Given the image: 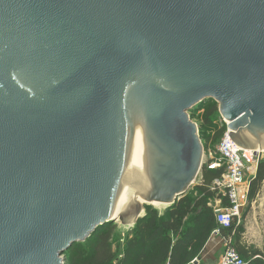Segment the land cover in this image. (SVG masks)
I'll return each instance as SVG.
<instances>
[{
  "label": "water",
  "instance_id": "obj_1",
  "mask_svg": "<svg viewBox=\"0 0 264 264\" xmlns=\"http://www.w3.org/2000/svg\"><path fill=\"white\" fill-rule=\"evenodd\" d=\"M210 100L264 147V0H0V264L181 200Z\"/></svg>",
  "mask_w": 264,
  "mask_h": 264
},
{
  "label": "trees",
  "instance_id": "obj_2",
  "mask_svg": "<svg viewBox=\"0 0 264 264\" xmlns=\"http://www.w3.org/2000/svg\"><path fill=\"white\" fill-rule=\"evenodd\" d=\"M201 110L204 112L199 133L204 142V130L214 131L222 118L219 104L214 100L200 105L191 114L194 115ZM223 132L224 134L226 132L225 126L217 134ZM207 146L205 145V149L208 150ZM223 173L224 169L213 171L204 166L201 174L202 183L196 187L198 196L193 198L185 195L169 207L164 216H160L158 210L152 206L147 207L145 217L135 225L125 239L122 251L118 252L115 249L114 228L103 227L86 242L73 246L68 252L71 255L68 264H189L200 257L214 230L218 228L213 209L208 206V200L215 197L210 187ZM263 184L264 159L258 165L256 178L251 181L250 203L258 199ZM234 229L235 226L222 229V236L231 237ZM241 229L238 227L234 236L237 251L250 264H264V250L244 243Z\"/></svg>",
  "mask_w": 264,
  "mask_h": 264
},
{
  "label": "built area",
  "instance_id": "obj_3",
  "mask_svg": "<svg viewBox=\"0 0 264 264\" xmlns=\"http://www.w3.org/2000/svg\"><path fill=\"white\" fill-rule=\"evenodd\" d=\"M221 118L226 132L217 149L214 152H209L205 165L213 171L224 169V173L210 187L215 193V197L208 200V206L213 209L218 223V228L213 232L214 236H222V229H230L234 226L235 229L231 237L222 236L226 248L215 264H250L237 251L234 236L237 228L242 225V213L249 203L251 181L257 176L258 165L262 157L259 153L249 155L245 148L234 143L229 135L231 132L230 123L222 116ZM194 185L196 186L195 183L192 186ZM197 261L200 264L201 261L198 259L189 264H195Z\"/></svg>",
  "mask_w": 264,
  "mask_h": 264
},
{
  "label": "rangeland",
  "instance_id": "obj_4",
  "mask_svg": "<svg viewBox=\"0 0 264 264\" xmlns=\"http://www.w3.org/2000/svg\"><path fill=\"white\" fill-rule=\"evenodd\" d=\"M203 112L204 111L201 110V111L195 113L194 115H192L191 113L189 114L191 120L195 124H197L199 127L202 125ZM222 129H223L222 123L218 122V124L216 125V129L214 131L206 130V129L204 130V133H205L204 134V142L202 141V145L204 147L202 162H203L204 166H206L205 162H207V160H208L209 152L210 151L214 152L217 149L218 145L220 144V142L224 136L223 135L224 132L221 134H217V132L221 131ZM205 145H208L207 146L208 150L205 149L206 148ZM260 155H261L262 160H263L264 154H260ZM201 174H202V171L200 172L197 180L195 181L196 186L195 185L192 186L190 188V190L188 191L187 195H189V197L196 198L198 196L199 193H198L196 187L198 184L200 185L202 183ZM263 197H264V184L262 187V192H261L260 196L258 197L257 201L253 202V203L249 202L248 205L244 208V211L242 213V218H243L242 225L239 227V228H242L240 230L242 241L244 243L250 245L251 247L258 248L261 250H264V200H263ZM166 212L167 211H165L163 214L165 215ZM163 214L160 213L159 215L162 216ZM122 227L123 226L120 222H116L113 225H107L106 227H104L107 229L114 228L115 244H116L115 249L118 252H120V250L121 251L123 250L125 239L133 231V229L130 231H124ZM212 236L215 237L213 234H212ZM221 243L223 244V247L225 250L226 246L224 244V241ZM204 254H205V251L202 252L200 257L196 258L199 261H202V264H215L219 261V258L217 260H215L213 257L205 258ZM64 256H65V263L68 264L71 255L67 253ZM217 257H221V256L219 254H217L216 258Z\"/></svg>",
  "mask_w": 264,
  "mask_h": 264
},
{
  "label": "bare ground",
  "instance_id": "obj_5",
  "mask_svg": "<svg viewBox=\"0 0 264 264\" xmlns=\"http://www.w3.org/2000/svg\"><path fill=\"white\" fill-rule=\"evenodd\" d=\"M246 150L248 151L247 153L249 155H252L253 153H255V154H258V153L259 154H264V147L256 148L255 151L250 149V148H247ZM132 199H134L137 203L144 204L143 201L140 198V195L132 194ZM263 200H264V197H263ZM152 207L155 208L156 210H158L161 214H163L166 211V209L169 208L168 205L160 204V203H154V204H152ZM114 215H115V217H120V215H118L117 213H114ZM142 215H143V213H142ZM134 221L135 220L133 219V221L130 222V223H127V224H122L121 223L122 226H123L122 227L123 230L124 231H130V230L134 229V227H135Z\"/></svg>",
  "mask_w": 264,
  "mask_h": 264
},
{
  "label": "crops",
  "instance_id": "obj_6",
  "mask_svg": "<svg viewBox=\"0 0 264 264\" xmlns=\"http://www.w3.org/2000/svg\"><path fill=\"white\" fill-rule=\"evenodd\" d=\"M257 201V200H256ZM255 201V202H256ZM223 237L222 236H218V237H211L210 241L208 242L206 248L204 249L205 251V258H210L213 257L215 260H217L220 257L216 258V255L219 254L220 256H222L223 252H224V247L223 244L221 242H223ZM200 264H202V261L200 262Z\"/></svg>",
  "mask_w": 264,
  "mask_h": 264
}]
</instances>
